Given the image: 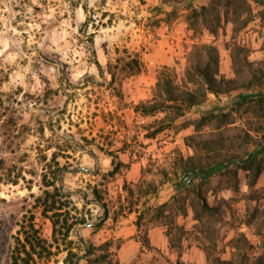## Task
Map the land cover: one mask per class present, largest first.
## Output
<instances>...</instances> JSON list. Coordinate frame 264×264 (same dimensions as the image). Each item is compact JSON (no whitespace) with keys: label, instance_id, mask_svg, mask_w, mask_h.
Returning <instances> with one entry per match:
<instances>
[{"label":"rangeland","instance_id":"rangeland-1","mask_svg":"<svg viewBox=\"0 0 264 264\" xmlns=\"http://www.w3.org/2000/svg\"><path fill=\"white\" fill-rule=\"evenodd\" d=\"M202 4L209 25L191 17ZM204 44L218 48L220 76L243 81L246 60L264 67V2L0 0V264L259 263L264 173L249 186L241 169L238 187L217 174V209L201 220L175 186L183 157L245 153L246 132L264 133L255 101L233 107L244 90L216 95L189 72ZM167 80L201 89L177 120L166 104L145 110L165 101ZM166 201L138 226L136 209Z\"/></svg>","mask_w":264,"mask_h":264},{"label":"trees","instance_id":"trees-1","mask_svg":"<svg viewBox=\"0 0 264 264\" xmlns=\"http://www.w3.org/2000/svg\"><path fill=\"white\" fill-rule=\"evenodd\" d=\"M264 2V0H260ZM232 2L229 1V5L226 9L227 16H230V8ZM192 18H201L204 23L209 25L210 5L202 4L199 7L193 8L191 14ZM248 20L245 21V24ZM216 31V28H212ZM193 55H196L197 59L190 65L189 72L202 78L208 92L216 95L230 94L234 90L242 89L241 93L235 98L234 106H242L245 103H251L255 101L256 109H264V67H254L253 61H243L240 67V71H245L243 81H238L237 78H226L219 75V50L216 46L211 44L197 45L193 51ZM167 97L163 103H151L145 105V110L148 112L158 111L165 106L173 108V120H177L185 116L186 111L195 105L201 103V89H188L187 91H179L175 88L171 80H167L165 83ZM170 102V105H167ZM166 104V105H165ZM165 105V106H164ZM224 116H230V112L222 113ZM208 116L214 117L215 115H204L203 121ZM201 125V120L197 126ZM165 128V127H163ZM191 138L195 139L194 136ZM244 140L250 143L252 146L245 151V153H215L210 155L206 161H201L195 156H189L182 159V172L181 176L176 182L177 192L184 193L183 197L191 196L192 205L195 210V217L200 219L205 212H213L217 209V206L212 204L209 199V184L213 178L221 173L224 169L235 174L238 177L236 181V187L239 185V172L241 169L248 172V184L254 186L260 176L264 173V133L260 136L252 135L249 131L246 132ZM214 139H203L207 146L212 145ZM201 143V140L199 141ZM49 196L53 198L56 195H62L63 191L60 187L56 186V192H48ZM146 194H150V190L146 191ZM48 209L54 210L57 208L56 202L52 205L49 204V199L45 201ZM147 202L144 203L146 205ZM170 205L169 201L161 204L145 206L143 209H136L139 212L137 224L140 227L142 220L151 215L152 218H161L167 211V207ZM62 208V207H58ZM179 210L186 211V207L183 204L180 205ZM55 226L58 224V219H54ZM17 261V260H16ZM259 263L264 264V257H260ZM218 264H236L233 260H225L217 258Z\"/></svg>","mask_w":264,"mask_h":264}]
</instances>
